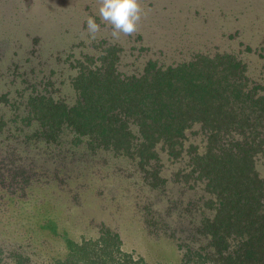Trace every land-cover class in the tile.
Instances as JSON below:
<instances>
[{
    "label": "trees",
    "instance_id": "1",
    "mask_svg": "<svg viewBox=\"0 0 264 264\" xmlns=\"http://www.w3.org/2000/svg\"><path fill=\"white\" fill-rule=\"evenodd\" d=\"M139 33L122 43L101 39L98 52L73 58L71 100L40 90L44 76L34 66L10 83L5 78L0 193L23 199L60 189L71 165L75 178L63 187L74 188L75 201L86 168L124 160L126 169L136 167L130 173L136 191L152 194L135 196L136 212L174 256L135 257L108 227L76 242L47 215L40 229L66 248L48 264H264V177L256 169L264 152V71H251L238 51L186 42L177 44L183 54L174 59L169 46ZM11 264L25 262L17 252Z\"/></svg>",
    "mask_w": 264,
    "mask_h": 264
},
{
    "label": "rangeland",
    "instance_id": "2",
    "mask_svg": "<svg viewBox=\"0 0 264 264\" xmlns=\"http://www.w3.org/2000/svg\"><path fill=\"white\" fill-rule=\"evenodd\" d=\"M140 4L143 17L137 33L146 37L148 32L147 41L154 46H169L174 59L183 54L174 50L177 44L186 42L193 49L238 51L251 71H264V0H140ZM98 6L99 0H0V86L6 77L10 83L21 69L34 66L44 76L40 90L46 86V94L71 100L70 78L76 72L72 59L98 52L101 39L122 43L126 38H114L111 29L102 25L97 38L89 41L85 21L96 15ZM137 33L128 37L139 38ZM17 64L23 67L13 71ZM112 161L115 165L108 168L100 161L86 168L87 174L77 182L80 190L75 201L74 188L63 187L75 178L77 167L71 165L63 171L66 184H60V189L53 186L24 193L23 199L0 193V264H11L17 252L25 264H48V257H64V241L39 227L47 215L76 242L95 239L102 227H108L119 232L120 249L135 257L156 251L174 256L161 238L148 233L136 212L135 196L152 197L132 184L130 173L136 167L126 169L124 160ZM256 169L264 177V152L256 158Z\"/></svg>",
    "mask_w": 264,
    "mask_h": 264
},
{
    "label": "clouds",
    "instance_id": "3",
    "mask_svg": "<svg viewBox=\"0 0 264 264\" xmlns=\"http://www.w3.org/2000/svg\"><path fill=\"white\" fill-rule=\"evenodd\" d=\"M142 17L140 0H99L96 15L87 17L85 21L86 33L89 41L95 40L104 25L111 29L116 39L133 36L138 31Z\"/></svg>",
    "mask_w": 264,
    "mask_h": 264
}]
</instances>
